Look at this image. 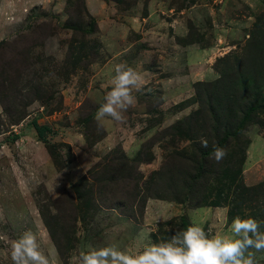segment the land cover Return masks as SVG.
<instances>
[{"label":"rangeland","instance_id":"rangeland-1","mask_svg":"<svg viewBox=\"0 0 264 264\" xmlns=\"http://www.w3.org/2000/svg\"><path fill=\"white\" fill-rule=\"evenodd\" d=\"M118 64L144 83L98 123ZM236 216L264 232V0H0V264L27 230L78 264Z\"/></svg>","mask_w":264,"mask_h":264},{"label":"clouds","instance_id":"clouds-1","mask_svg":"<svg viewBox=\"0 0 264 264\" xmlns=\"http://www.w3.org/2000/svg\"><path fill=\"white\" fill-rule=\"evenodd\" d=\"M111 83V90L95 113L98 123L106 118L124 122V113L136 103L133 90H140L144 79L132 67L118 64ZM201 145L207 148V140H201ZM226 155L224 148L214 146L212 156L217 163ZM260 227L254 218L236 216L230 225L231 237L208 238L202 227L193 224L165 242L143 245L135 254L121 250L115 242L102 247L87 245L79 252L78 264H256L255 254L249 249L264 252V232ZM10 258L12 264H53L51 254L42 250L38 233L31 230L12 242Z\"/></svg>","mask_w":264,"mask_h":264},{"label":"trees","instance_id":"trees-1","mask_svg":"<svg viewBox=\"0 0 264 264\" xmlns=\"http://www.w3.org/2000/svg\"><path fill=\"white\" fill-rule=\"evenodd\" d=\"M242 128H243V124H239L237 126V128L235 129L233 136H235L236 133L239 134L241 132ZM41 130L42 129H40V128H36L38 135H41ZM43 130H44V128H43ZM220 144H222V143L220 142ZM210 152L211 151H203L202 152V167L199 169V172L202 173V179L204 178L205 168L208 167L207 162H208V157L211 154ZM182 225H184V227H186V224L184 222H182Z\"/></svg>","mask_w":264,"mask_h":264}]
</instances>
